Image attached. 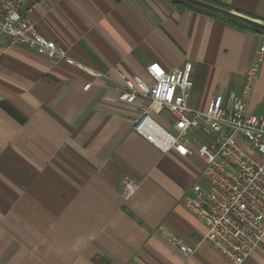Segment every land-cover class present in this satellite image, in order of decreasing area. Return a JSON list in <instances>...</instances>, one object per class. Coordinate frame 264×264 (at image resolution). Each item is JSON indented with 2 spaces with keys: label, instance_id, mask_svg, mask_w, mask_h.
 <instances>
[{
  "label": "crops",
  "instance_id": "1",
  "mask_svg": "<svg viewBox=\"0 0 264 264\" xmlns=\"http://www.w3.org/2000/svg\"><path fill=\"white\" fill-rule=\"evenodd\" d=\"M203 1L264 23V0ZM23 8L69 57L104 75L0 39V264H232L184 205L202 183V136L189 134L182 156L133 132L147 100H118L111 68L148 80L152 62L168 70L191 62L188 105L204 109L214 94L240 93L264 32L173 0H26ZM263 103L264 50L246 110L259 115ZM159 114L151 112L171 128ZM125 176L139 186L130 200ZM243 264H264V238Z\"/></svg>",
  "mask_w": 264,
  "mask_h": 264
},
{
  "label": "built area",
  "instance_id": "2",
  "mask_svg": "<svg viewBox=\"0 0 264 264\" xmlns=\"http://www.w3.org/2000/svg\"><path fill=\"white\" fill-rule=\"evenodd\" d=\"M25 1L0 0V39L65 61L94 76L104 75L73 60L46 37L24 13ZM263 50L264 44L245 70L240 93L227 101L221 93L214 94L204 109L188 105L191 62L174 70L152 62L146 67L148 80L128 76L117 66L111 68L121 82L118 100L129 104L138 98L147 100L133 119V132L162 151L173 149L182 156L188 154L189 134L202 136L197 146L203 162L202 183L192 186L184 205L206 224L205 238L232 264H243L264 238V110L259 115L246 110ZM162 111L168 114L171 128L162 126L151 115ZM138 187L125 176L123 199L133 198ZM161 232L181 251H192L173 233L163 227Z\"/></svg>",
  "mask_w": 264,
  "mask_h": 264
},
{
  "label": "water",
  "instance_id": "3",
  "mask_svg": "<svg viewBox=\"0 0 264 264\" xmlns=\"http://www.w3.org/2000/svg\"><path fill=\"white\" fill-rule=\"evenodd\" d=\"M187 4H190L192 6L198 7L200 9L212 12L216 15L225 17L227 19L233 20L235 22H239L241 24H244L246 26L255 28L256 30L264 32V23L257 22L255 20H252L250 18H247L245 16L236 14L234 12H231L229 10H226L222 7L216 6L214 4L205 2L203 0H178Z\"/></svg>",
  "mask_w": 264,
  "mask_h": 264
},
{
  "label": "trees",
  "instance_id": "4",
  "mask_svg": "<svg viewBox=\"0 0 264 264\" xmlns=\"http://www.w3.org/2000/svg\"><path fill=\"white\" fill-rule=\"evenodd\" d=\"M173 1H175V2H177V3H180V4H183V5L192 6V5H190V4H187V3H184V2H181V1H178V0H173ZM192 7L197 8V9H200V8H198V7H195V6H192ZM201 10H203V9H201ZM203 11H205V10H203ZM205 12H207V13H209V14H214V13L209 12V11H205ZM214 15H216V14H214ZM218 16H219V15H218ZM221 17H222V16H221ZM223 18H225V17H223ZM225 19H227V18H225ZM228 20H230V19H228ZM230 21H232V22H234V23H237V24H240V25L245 26V27H249V26H246V25L241 24V23H239V22H235V21H233V20H230ZM249 28H251V27H249Z\"/></svg>",
  "mask_w": 264,
  "mask_h": 264
},
{
  "label": "rangeland",
  "instance_id": "5",
  "mask_svg": "<svg viewBox=\"0 0 264 264\" xmlns=\"http://www.w3.org/2000/svg\"><path fill=\"white\" fill-rule=\"evenodd\" d=\"M264 109V103L261 105L260 109L256 112V113H260L262 112V110ZM159 117L162 118L163 120H167V118H169L168 114L164 111H162L159 114Z\"/></svg>",
  "mask_w": 264,
  "mask_h": 264
}]
</instances>
